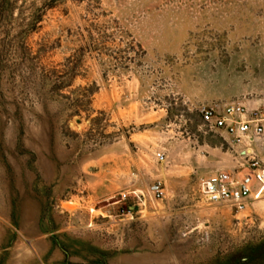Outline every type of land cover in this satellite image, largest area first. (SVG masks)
I'll return each instance as SVG.
<instances>
[{
  "label": "rangeland",
  "instance_id": "rangeland-1",
  "mask_svg": "<svg viewBox=\"0 0 264 264\" xmlns=\"http://www.w3.org/2000/svg\"><path fill=\"white\" fill-rule=\"evenodd\" d=\"M263 99L264 0H0V264H264V199L197 191L198 106Z\"/></svg>",
  "mask_w": 264,
  "mask_h": 264
},
{
  "label": "built area",
  "instance_id": "built-area-1",
  "mask_svg": "<svg viewBox=\"0 0 264 264\" xmlns=\"http://www.w3.org/2000/svg\"><path fill=\"white\" fill-rule=\"evenodd\" d=\"M197 111L207 129L220 131L229 138L234 154L232 168L197 178L200 197L209 205L227 206L235 212L264 199V99L260 103L211 102L199 105ZM155 159L163 163L164 154L156 153ZM149 194L151 199L161 200L163 184L155 181ZM126 199L127 195L122 194L121 201ZM133 208H127L129 214Z\"/></svg>",
  "mask_w": 264,
  "mask_h": 264
},
{
  "label": "trees",
  "instance_id": "trees-1",
  "mask_svg": "<svg viewBox=\"0 0 264 264\" xmlns=\"http://www.w3.org/2000/svg\"><path fill=\"white\" fill-rule=\"evenodd\" d=\"M37 21V20H36ZM33 22V25H32V27H31V29L29 30V31H32L33 29H34V23H37V22Z\"/></svg>",
  "mask_w": 264,
  "mask_h": 264
}]
</instances>
